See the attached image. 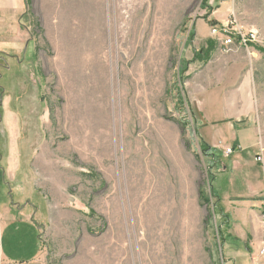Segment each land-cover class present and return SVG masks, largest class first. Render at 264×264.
Returning a JSON list of instances; mask_svg holds the SVG:
<instances>
[{
    "label": "rangeland",
    "instance_id": "obj_1",
    "mask_svg": "<svg viewBox=\"0 0 264 264\" xmlns=\"http://www.w3.org/2000/svg\"><path fill=\"white\" fill-rule=\"evenodd\" d=\"M127 1L136 39L125 56L110 50L113 0H0V264H263L248 222L262 232L264 206L241 221L244 232L235 219L239 241L209 198L197 110L210 118L226 111L220 101L196 97L251 101L264 147V0ZM10 12L23 13L20 26ZM226 23L257 33V41L226 48L222 33H210ZM208 41L215 43L209 61L196 60ZM99 46L109 55L104 130L69 102L72 87L82 89L83 59ZM145 48L139 115L130 72ZM165 206L168 219L159 211Z\"/></svg>",
    "mask_w": 264,
    "mask_h": 264
},
{
    "label": "crops",
    "instance_id": "obj_2",
    "mask_svg": "<svg viewBox=\"0 0 264 264\" xmlns=\"http://www.w3.org/2000/svg\"><path fill=\"white\" fill-rule=\"evenodd\" d=\"M3 9H5V3L3 6L0 4L1 14L4 12ZM22 14V12H10L5 15H9L10 20L15 24L18 21L19 25ZM17 35L21 41V46L18 44V49H20L23 39L21 34ZM201 94L210 100L224 103L226 115L223 117L210 118L196 109L203 120L200 127L206 130L203 136L200 135V132L199 135L201 140L215 153L216 161L213 162L211 169L214 176L212 190L215 196L216 211L220 218L227 219L226 228H229V235L231 234L232 238L242 241L243 238L239 235L240 231H237L238 234L232 229L235 219L239 218L241 223L239 227L244 232L248 228L246 223L249 221L248 219L256 218L258 208L264 206V147L260 144L251 123L253 121L252 103L246 99L241 102L237 100L238 102L234 103V99L210 98L202 92L198 93L196 97L197 103ZM228 148L232 149L229 154L226 153ZM259 157L261 160L257 161ZM245 218L247 221L241 222L246 220ZM248 225L251 226V230L252 228L256 230L252 243L255 248H259L264 243V233L259 231L256 222L254 224L248 222ZM258 258L264 264V257Z\"/></svg>",
    "mask_w": 264,
    "mask_h": 264
},
{
    "label": "bare ground",
    "instance_id": "obj_3",
    "mask_svg": "<svg viewBox=\"0 0 264 264\" xmlns=\"http://www.w3.org/2000/svg\"><path fill=\"white\" fill-rule=\"evenodd\" d=\"M92 1V0H91ZM99 1V5L102 6V0H97ZM168 4H170L171 0H167ZM97 4V6H98ZM113 7L110 12V27L108 30V33L110 36H112V39L116 40V44H112L110 46L111 54L117 50L119 52H123L125 56H128L129 53L134 50L135 47V32L133 28V20H134V11H133V5L131 1H125L120 2V0H113L112 2ZM167 4V3H166ZM172 3L171 5H173ZM95 6V8L97 7ZM170 6V5H169ZM169 6H166L169 7ZM163 7H165L163 5ZM91 8V9H95ZM102 8V7H101ZM83 9V8H82ZM89 10V9H88ZM162 9L159 8L158 13ZM83 11V10H82ZM124 11V12H123ZM90 12V11H89ZM137 12V11H136ZM75 13V12H74ZM98 13H101L98 12ZM102 15V13H101ZM80 19V18H79ZM70 20V19H68ZM102 20V19H101ZM73 23V22H72ZM102 23V22H101ZM77 25V24H75ZM91 25V23H90ZM70 26V25H69ZM73 26V25H72ZM89 26V25H88ZM67 27V26H66ZM138 27V26H137ZM79 29V28H78ZM99 29V28H98ZM87 30V29H86ZM75 31V29H74ZM79 32V31H78ZM95 32V31H94ZM100 36L103 35V30H99ZM68 35V34H67ZM73 36V35H72ZM80 37V36H79ZM69 39V38H68ZM100 38V40H102ZM111 39V40H112ZM67 41V40H66ZM87 41V40H86ZM103 41V40H102ZM80 42V41H79ZM97 42V41H96ZM69 43V42H68ZM87 43V42H86ZM90 44V42H89ZM68 45V44H67ZM77 47V46H76ZM88 47V46H87ZM72 48V46H71ZM90 48V47H89ZM93 48V47H92ZM108 48V47H107ZM77 49V48H76ZM79 50V49H78ZM77 50V51H78ZM85 50V48H84ZM89 50V49H88ZM91 50V49H90ZM146 53L142 54L140 56L136 63L133 64L130 72V76H134L137 79L136 83V100H135V105L140 106L139 108V115L143 114V107H144V102H145V97H144V86L145 83L143 82V77L141 76L142 73L144 72L145 68L147 67V63L149 60V53L148 50H146ZM82 52V51H81ZM93 53L89 56H86L83 59V67L81 68L82 70V89L81 91L78 90L76 93L75 90L78 89L72 87V92L70 93L69 96V102L72 105L73 109L77 112L79 111L80 113H84L82 110H84L86 113L89 115V122L92 124V127H94L95 130H100V129H108V122H109V98H108V83H107V72H106V66L109 62L108 60V54H105V48L103 46L96 47ZM70 53V52H69ZM72 53V52H71ZM89 54V52H87ZM116 54V53H115ZM86 55V54H85ZM69 56V55H68ZM78 56V55H77ZM111 56V55H110ZM75 57V56H74ZM70 58V57H69ZM67 59V58H66ZM115 61V60H114ZM73 62V61H72ZM80 67V66H79ZM74 69V68H73ZM70 70V69H69ZM108 70V69H107ZM78 71V68H77ZM80 71V72H81ZM69 73V71H68ZM79 73V72H78ZM72 74H74L72 72ZM124 77L128 76V73L125 74L123 70ZM132 74V75H131ZM70 76V75H69ZM75 77V76H74ZM78 77V76H77ZM70 78V77H69ZM128 78V77H127ZM74 79V78H73ZM70 80V79H69ZM71 81V80H70ZM79 82V81H78ZM73 85V84H72ZM79 85V84H78ZM134 85V84H133ZM75 86V85H74ZM70 89V88H68ZM67 89V91H68ZM74 92L76 94H74ZM121 96V95H120ZM116 106V105H115ZM143 108V109H141ZM81 110V111H80ZM117 110V109H116ZM73 114V113H72ZM117 114V113H116ZM82 116V115H81ZM85 116V115H84ZM83 118V117H82ZM87 118V117H86ZM77 119V118H76ZM81 119V118H80ZM75 121V119H74ZM147 121V120H146ZM80 122H84L80 121ZM86 122V121H85ZM79 123V122H77ZM144 123V122H143ZM146 123V122H145ZM105 126V127H103ZM90 128V127H89ZM83 129V128H82ZM86 130V129H85ZM90 131V130H89ZM147 131V130H146ZM156 131V130H155ZM97 132V131H96ZM104 132V131H103ZM108 130L105 131V136H103L105 139L108 138L107 134ZM102 136V135H101ZM161 138V137H160ZM99 139V138H98ZM109 139V138H108ZM138 140V139H137ZM159 140V139H158ZM160 141V140H159ZM138 142V141H137ZM106 142L105 144H107ZM108 148V147H107ZM141 153V152H139ZM140 159V157H139ZM141 160L143 162H146L144 156H142ZM140 160V161H141ZM143 169V168H142ZM150 176H146L144 185L147 188V190L151 189V191H154L156 193L155 183H153L150 178ZM153 178V177H152ZM154 189V190H153ZM161 200V204L164 202V199L161 198V195H158ZM138 198V197H136ZM164 198V197H163ZM134 203V202H133ZM154 204V203H153ZM159 204V203H157ZM166 204V203H165ZM164 205V204H163ZM161 207V206H160ZM166 207V206H165ZM156 208V207H155ZM159 209V208H158ZM167 212H165L163 209L159 210L161 211L164 216L167 218L168 217V207H166ZM160 217V216H159ZM163 222L166 221L165 218H162ZM168 219V218H167ZM119 220V219H118ZM119 223V222H118ZM162 223V222H161ZM156 224V223H155ZM159 224V223H158ZM158 226V225H157ZM165 226V225H164ZM119 227V226H118ZM121 228V227H120ZM160 228V227H159ZM170 228V227H169ZM119 229V228H118ZM158 229V228H157ZM121 230V229H120ZM163 233L167 231V228L165 227ZM157 232V231H156ZM161 232V230H160ZM158 233V232H157ZM169 233V232H167ZM166 233V234H167ZM162 235V234H161ZM163 237V236H160ZM156 238V237H155ZM165 238V237H164ZM160 241V239L158 240ZM157 241V242H158ZM143 243V242H142ZM154 243V242H153ZM161 243V241H160ZM146 246V245H145ZM143 247V245H142ZM159 247V246H158ZM146 248V247H145ZM156 249V248H155ZM161 249V248H160ZM145 250V249H144ZM151 250V249H150ZM156 251V250H155ZM160 251V250H159ZM145 253V252H144ZM150 253V252H149ZM157 253V252H156ZM148 254V253H147ZM159 254V253H158ZM146 255V254H145ZM144 255V256H145ZM157 255V254H156ZM142 256V255H141ZM160 256V255H159ZM162 256V255H161ZM115 257V256H114ZM143 257V256H142ZM163 257V256H162ZM161 257V258H162ZM116 259V258H115ZM114 259V260H115ZM125 259V258H124ZM155 262V259H153ZM160 260V259H158ZM167 262V261H166ZM107 264V263H106ZM117 264V263H116Z\"/></svg>",
    "mask_w": 264,
    "mask_h": 264
},
{
    "label": "built area",
    "instance_id": "obj_4",
    "mask_svg": "<svg viewBox=\"0 0 264 264\" xmlns=\"http://www.w3.org/2000/svg\"><path fill=\"white\" fill-rule=\"evenodd\" d=\"M231 27H232V23H226V25L223 27V29H216L215 26H213L211 28L210 33L212 36H217V35H219V33L221 35V33H222V37L224 40L223 45L226 48L232 46L234 43H237L240 46L247 47V46H249L252 43L257 41V33L248 32L246 34L245 33L243 34L240 31L233 32L230 29ZM231 152H232L231 148L226 149L227 154H229ZM260 160H261L260 157L257 158V161H260ZM261 216H262V220L264 222V211H263V214ZM263 225H264V223H263ZM262 231L264 233V226H263ZM259 256L264 257V243L262 244V247L259 251Z\"/></svg>",
    "mask_w": 264,
    "mask_h": 264
},
{
    "label": "trees",
    "instance_id": "obj_5",
    "mask_svg": "<svg viewBox=\"0 0 264 264\" xmlns=\"http://www.w3.org/2000/svg\"><path fill=\"white\" fill-rule=\"evenodd\" d=\"M26 5L28 6V3H26ZM213 26H216V25H213ZM194 35V33H192V35L188 36V40H192L191 37ZM189 41V42H190ZM208 52L205 53H197L195 54V59L198 60V61H203V62H207L209 60V56L211 54V52L215 49V43H213L212 41H208ZM199 58V59H197ZM192 62V61H191ZM200 150L203 152V155L204 156H207L209 157V168H210V171H208V184H209V198L211 200L215 199V196H214V192L212 190V184L214 182V176H213V173H212V169H211V166L213 164L214 161H216L214 158H215V153L214 151L211 150V148L205 144L201 138H200ZM200 196H203L202 194ZM204 198V196H203ZM205 201H207L206 197L204 198ZM216 207V206H215ZM216 209V208H215Z\"/></svg>",
    "mask_w": 264,
    "mask_h": 264
}]
</instances>
